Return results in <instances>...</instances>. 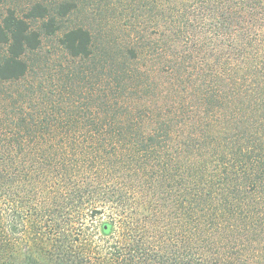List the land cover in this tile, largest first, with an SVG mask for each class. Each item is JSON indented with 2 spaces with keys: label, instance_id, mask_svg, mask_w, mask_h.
Wrapping results in <instances>:
<instances>
[{
  "label": "trees",
  "instance_id": "obj_1",
  "mask_svg": "<svg viewBox=\"0 0 264 264\" xmlns=\"http://www.w3.org/2000/svg\"><path fill=\"white\" fill-rule=\"evenodd\" d=\"M149 5L158 38L2 20L0 264H264V0Z\"/></svg>",
  "mask_w": 264,
  "mask_h": 264
},
{
  "label": "rangeland",
  "instance_id": "obj_2",
  "mask_svg": "<svg viewBox=\"0 0 264 264\" xmlns=\"http://www.w3.org/2000/svg\"><path fill=\"white\" fill-rule=\"evenodd\" d=\"M65 0H6L0 4V24L4 17L12 9L20 16H24L29 8L36 2L48 5L50 8H56ZM76 3V8L65 18L62 23L64 26L84 25L92 30L94 35L100 41L121 42L124 41L131 30H140L147 36L160 37L163 34L166 25V16L164 11L166 5L160 6L156 12L149 11V3L153 0H72ZM158 14L159 17L153 16ZM34 26L39 22L33 21ZM5 46L0 42V56L4 53ZM58 50L57 39L47 37L44 40V53L54 54ZM26 240L32 235V228L27 223ZM85 236L93 243V247H102L105 244V238L99 229L86 230ZM30 239V237H29ZM29 246L34 247L33 243L28 241ZM31 247V248H32ZM32 254L36 255L32 248ZM29 252L23 253L20 263L29 264ZM179 257L171 264H180Z\"/></svg>",
  "mask_w": 264,
  "mask_h": 264
},
{
  "label": "water",
  "instance_id": "obj_3",
  "mask_svg": "<svg viewBox=\"0 0 264 264\" xmlns=\"http://www.w3.org/2000/svg\"><path fill=\"white\" fill-rule=\"evenodd\" d=\"M105 228H106V232H108L107 225H105Z\"/></svg>",
  "mask_w": 264,
  "mask_h": 264
}]
</instances>
